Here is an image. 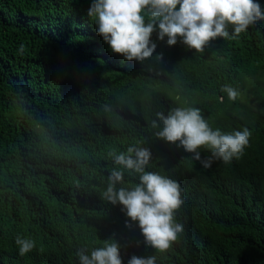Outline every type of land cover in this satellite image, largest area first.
Here are the masks:
<instances>
[{
    "label": "trees",
    "instance_id": "obj_1",
    "mask_svg": "<svg viewBox=\"0 0 264 264\" xmlns=\"http://www.w3.org/2000/svg\"><path fill=\"white\" fill-rule=\"evenodd\" d=\"M254 2L264 9V0ZM91 3L0 0V264H79L78 249L90 252L111 239L123 264L133 255H154L156 264H210L211 239L235 255L240 246L247 251L242 263L232 258L231 264H264V204L249 210L244 199L233 216V193L212 188L226 179L228 164L215 160L205 169L149 127L158 111L195 106L214 130L248 128L245 157L229 167L241 184L264 157V115L256 111L264 107V20L238 36L230 27L229 38L212 40L202 54L179 37L169 46L167 36L158 39L157 26L152 57L128 61L97 33L87 16ZM224 85L239 92L236 101L221 91ZM141 142L152 153L147 171L176 179L194 172L201 194L209 192L199 200L208 205L197 211L198 222L164 252L145 244L121 204L102 198L114 166L108 152ZM199 151L202 158L211 155ZM125 181L137 182L127 174ZM17 235L35 248L19 255Z\"/></svg>",
    "mask_w": 264,
    "mask_h": 264
},
{
    "label": "clouds",
    "instance_id": "obj_2",
    "mask_svg": "<svg viewBox=\"0 0 264 264\" xmlns=\"http://www.w3.org/2000/svg\"><path fill=\"white\" fill-rule=\"evenodd\" d=\"M87 16L97 25L96 31L115 54L126 60L140 62L151 58L157 45L152 41V33L157 31L158 39L173 46L178 37L195 52L203 53L205 47L216 38H229L228 29L238 36L246 31L257 20H264V9L254 0H92ZM23 56L26 48L21 43L17 49ZM157 58H162L158 54ZM221 91L226 92L228 99L236 101L239 92L230 85H224ZM214 104V102H212ZM261 116L264 107L256 108ZM149 127L155 138L163 139L177 147H182L192 158L200 161L202 167L210 168L215 160L225 166L226 179L213 182L215 192L233 193L232 211L242 212L244 199L250 200L249 210L254 206L259 209L264 204V157L256 158L247 170L241 184L232 178L230 165L236 164L245 157V149L250 143V130L244 128L231 133L213 129L203 115L202 109L195 106L171 107L167 115L164 111L155 113ZM143 143L133 144L124 151L110 150L108 157L113 167L109 171L102 198L111 204H121L127 217L138 226L144 236L145 244L164 252L179 239L184 229L188 231L198 222L197 211L204 212L208 203L209 192L198 187L200 180L194 172L185 170L178 179L160 171H147L152 153ZM205 148L211 155L201 157L199 149ZM137 182L125 186V176ZM220 170L216 172V177ZM229 177V178H228ZM230 180V181H229ZM229 181V183H228ZM225 188V189H224ZM248 194L249 199H246ZM178 216V217H177ZM240 225L239 220H235ZM126 226H131L126 221ZM262 229L260 223L255 224ZM243 230V225L239 228ZM105 241L101 247L92 250L78 249L76 255L79 264H123L120 245L113 239ZM206 241L209 247L210 264H231L232 258L244 261L247 251L241 246L235 252L218 242ZM18 253L24 256L35 248L31 239L15 237ZM128 264H156L154 255L147 258L133 255Z\"/></svg>",
    "mask_w": 264,
    "mask_h": 264
}]
</instances>
